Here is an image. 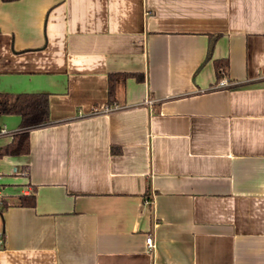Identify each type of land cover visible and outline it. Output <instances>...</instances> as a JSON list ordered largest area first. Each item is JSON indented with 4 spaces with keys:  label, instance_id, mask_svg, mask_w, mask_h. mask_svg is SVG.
Returning a JSON list of instances; mask_svg holds the SVG:
<instances>
[{
    "label": "crops",
    "instance_id": "1",
    "mask_svg": "<svg viewBox=\"0 0 264 264\" xmlns=\"http://www.w3.org/2000/svg\"><path fill=\"white\" fill-rule=\"evenodd\" d=\"M0 93V264H264V0H0Z\"/></svg>",
    "mask_w": 264,
    "mask_h": 264
},
{
    "label": "trees",
    "instance_id": "2",
    "mask_svg": "<svg viewBox=\"0 0 264 264\" xmlns=\"http://www.w3.org/2000/svg\"><path fill=\"white\" fill-rule=\"evenodd\" d=\"M15 1V0H3ZM217 37V36H215ZM214 69L219 76L220 70L227 66V60H214ZM133 77L138 82H143L144 76L137 73H113L108 76V102L113 103L115 97V84L119 80ZM49 96L44 93H19L18 95L0 93V117H19V130L11 136V141L0 147V159L4 156L19 157L27 155L30 150L29 131L35 127L44 126L49 122ZM111 153H114L111 149ZM17 207L35 208V195H20L15 203L0 200V220L6 208L11 205Z\"/></svg>",
    "mask_w": 264,
    "mask_h": 264
},
{
    "label": "built area",
    "instance_id": "3",
    "mask_svg": "<svg viewBox=\"0 0 264 264\" xmlns=\"http://www.w3.org/2000/svg\"><path fill=\"white\" fill-rule=\"evenodd\" d=\"M225 86H227V83L226 81L224 80H220L218 83H217V87H222V88H225ZM110 109H107L105 111H109ZM18 132V131H17ZM16 132H10L6 129H0V138L3 137V136H12L13 134H15ZM3 243V239L0 237V245ZM146 246L148 249H152L153 247V239H152V236L149 235V237L146 239Z\"/></svg>",
    "mask_w": 264,
    "mask_h": 264
}]
</instances>
